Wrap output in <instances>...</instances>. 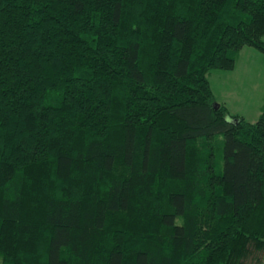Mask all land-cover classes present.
<instances>
[{"label":"trees","instance_id":"trees-1","mask_svg":"<svg viewBox=\"0 0 264 264\" xmlns=\"http://www.w3.org/2000/svg\"><path fill=\"white\" fill-rule=\"evenodd\" d=\"M263 35L264 0H0V264H264V103L208 77Z\"/></svg>","mask_w":264,"mask_h":264},{"label":"rangeland","instance_id":"rangeland-1","mask_svg":"<svg viewBox=\"0 0 264 264\" xmlns=\"http://www.w3.org/2000/svg\"><path fill=\"white\" fill-rule=\"evenodd\" d=\"M208 77L216 102L224 103L230 113L246 120L259 118L264 103V52L244 46L233 69L214 68Z\"/></svg>","mask_w":264,"mask_h":264},{"label":"water","instance_id":"water-1","mask_svg":"<svg viewBox=\"0 0 264 264\" xmlns=\"http://www.w3.org/2000/svg\"><path fill=\"white\" fill-rule=\"evenodd\" d=\"M220 106V103H216V107L218 108Z\"/></svg>","mask_w":264,"mask_h":264}]
</instances>
